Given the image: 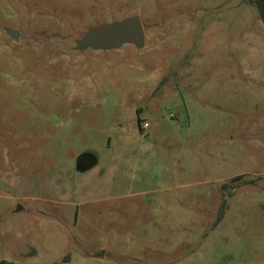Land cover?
I'll return each instance as SVG.
<instances>
[{
  "label": "rangeland",
  "instance_id": "rangeland-1",
  "mask_svg": "<svg viewBox=\"0 0 264 264\" xmlns=\"http://www.w3.org/2000/svg\"><path fill=\"white\" fill-rule=\"evenodd\" d=\"M134 15L143 48H77ZM0 264H264L254 4L0 0Z\"/></svg>",
  "mask_w": 264,
  "mask_h": 264
},
{
  "label": "water",
  "instance_id": "water-1",
  "mask_svg": "<svg viewBox=\"0 0 264 264\" xmlns=\"http://www.w3.org/2000/svg\"><path fill=\"white\" fill-rule=\"evenodd\" d=\"M7 31L18 39L17 30L9 28ZM145 39L146 33L141 17L134 15L94 26L78 39L76 44L77 48L91 47L97 50L117 49L124 44H134L138 48H143ZM21 250L23 253L27 252L28 247L25 243L21 244Z\"/></svg>",
  "mask_w": 264,
  "mask_h": 264
},
{
  "label": "trees",
  "instance_id": "trees-1",
  "mask_svg": "<svg viewBox=\"0 0 264 264\" xmlns=\"http://www.w3.org/2000/svg\"><path fill=\"white\" fill-rule=\"evenodd\" d=\"M249 1L258 8L260 17H261V19H262V21L264 23V0H249ZM242 177H243L242 175L236 176L234 178V180L240 179ZM226 205H227V201L224 200L223 203H222V205H221V209H220V213H219L218 221L217 222H219V221H221L223 219Z\"/></svg>",
  "mask_w": 264,
  "mask_h": 264
},
{
  "label": "built area",
  "instance_id": "built-area-1",
  "mask_svg": "<svg viewBox=\"0 0 264 264\" xmlns=\"http://www.w3.org/2000/svg\"><path fill=\"white\" fill-rule=\"evenodd\" d=\"M145 126H148V124L146 123Z\"/></svg>",
  "mask_w": 264,
  "mask_h": 264
}]
</instances>
